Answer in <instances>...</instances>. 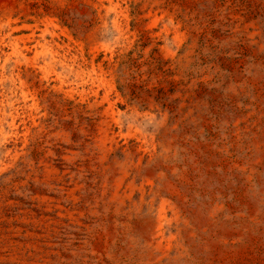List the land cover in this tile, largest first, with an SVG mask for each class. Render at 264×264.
Segmentation results:
<instances>
[{
  "label": "rangeland",
  "instance_id": "374dc122",
  "mask_svg": "<svg viewBox=\"0 0 264 264\" xmlns=\"http://www.w3.org/2000/svg\"><path fill=\"white\" fill-rule=\"evenodd\" d=\"M120 165L170 263L264 264V0H0V264H115Z\"/></svg>",
  "mask_w": 264,
  "mask_h": 264
},
{
  "label": "bare ground",
  "instance_id": "6f19581e",
  "mask_svg": "<svg viewBox=\"0 0 264 264\" xmlns=\"http://www.w3.org/2000/svg\"><path fill=\"white\" fill-rule=\"evenodd\" d=\"M129 176V169L120 165L118 177L112 184L111 198L106 202L108 208L113 207L117 217L111 229L103 232L104 243L101 249L115 264H172L163 252L160 242L157 243L156 237L148 230L149 228L137 230L132 226L134 216L149 215L153 207V199L157 195L150 192L153 195L152 199L144 189H140V199L133 201V194L137 187L135 181L129 180ZM251 176L252 174L249 173V177ZM213 206H215L213 211L217 215L221 207L216 203ZM174 264H194V259L189 257L184 261L183 256H180L174 259Z\"/></svg>",
  "mask_w": 264,
  "mask_h": 264
}]
</instances>
